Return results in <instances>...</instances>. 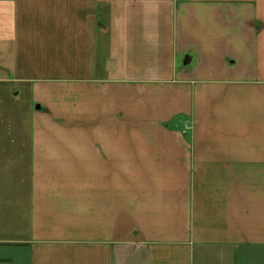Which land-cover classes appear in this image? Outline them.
I'll return each mask as SVG.
<instances>
[{
  "label": "crops",
  "instance_id": "0c3cea01",
  "mask_svg": "<svg viewBox=\"0 0 264 264\" xmlns=\"http://www.w3.org/2000/svg\"><path fill=\"white\" fill-rule=\"evenodd\" d=\"M0 264H264V0H0Z\"/></svg>",
  "mask_w": 264,
  "mask_h": 264
}]
</instances>
